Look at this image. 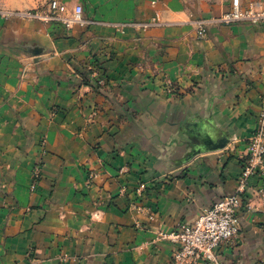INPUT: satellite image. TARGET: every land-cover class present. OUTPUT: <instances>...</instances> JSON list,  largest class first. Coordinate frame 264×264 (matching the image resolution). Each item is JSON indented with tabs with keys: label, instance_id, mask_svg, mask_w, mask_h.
Returning a JSON list of instances; mask_svg holds the SVG:
<instances>
[{
	"label": "crops",
	"instance_id": "obj_1",
	"mask_svg": "<svg viewBox=\"0 0 264 264\" xmlns=\"http://www.w3.org/2000/svg\"><path fill=\"white\" fill-rule=\"evenodd\" d=\"M58 1L121 31L0 9V264H171L175 245L158 233L194 223L235 188L264 91V25L212 26L197 40L188 20L219 16L229 0ZM254 1L264 7L240 0ZM179 63L197 68L188 78L201 88L164 106L159 78ZM95 71L107 90L92 88ZM149 111L163 120L141 123ZM223 136L225 148L183 161ZM263 181L249 179L238 234L217 249L224 264H264Z\"/></svg>",
	"mask_w": 264,
	"mask_h": 264
},
{
	"label": "built area",
	"instance_id": "obj_2",
	"mask_svg": "<svg viewBox=\"0 0 264 264\" xmlns=\"http://www.w3.org/2000/svg\"><path fill=\"white\" fill-rule=\"evenodd\" d=\"M61 11L59 1L51 0L46 9L16 11V14L45 23L60 22L66 28L85 23L80 4L73 7L70 15ZM3 14L7 16V11ZM216 20L222 25H264V7L258 1L242 6L240 0H229V8ZM153 24L154 21L146 25ZM198 28L201 33V25ZM255 175L264 178V91L260 96L256 126L247 139L246 154L234 190L204 208L194 223L181 224L176 229L158 233L161 239L175 245L171 264H196L200 260L207 264H224L218 254V246L231 242L238 234L242 197L249 186V179ZM143 189L144 185L141 184L136 191L140 194ZM255 190L258 198L264 203V181Z\"/></svg>",
	"mask_w": 264,
	"mask_h": 264
},
{
	"label": "rangeland",
	"instance_id": "obj_3",
	"mask_svg": "<svg viewBox=\"0 0 264 264\" xmlns=\"http://www.w3.org/2000/svg\"><path fill=\"white\" fill-rule=\"evenodd\" d=\"M51 0H0V9H5V10H12V11H38V10H43L46 9L48 4L50 3ZM63 9L65 10V12L67 13L66 15H70L72 12V7L70 5H68L67 3H61ZM263 7V6H262ZM83 17V16H82ZM217 17H200V18H190L189 24L195 29L196 31V39L197 40H201L205 37L207 30L212 27V26H219L222 25L220 23L217 22ZM83 19L85 20V23L82 24L81 26L87 25L89 26L90 24H103L106 26H110L113 27L114 29H116V31H121V26L119 25L120 23L114 22L111 23L110 21H103L102 19H86L83 17ZM150 22H143V24H147V23H151ZM142 23V22H141ZM155 24L153 25H157L159 26L161 23L158 22V20L156 19ZM136 24V23H135ZM242 24V23H240ZM163 25V24H162ZM201 25V29L202 32L199 33V26ZM149 25H146L144 27H148ZM25 53L28 56H33V55H37L40 54L42 52H39L37 54H33L30 50L29 47L26 48ZM231 67H228L227 70H223L222 68H216V69H211L213 70L215 73H219L221 74V72L223 73L222 77H225V74L229 73V74H236L237 72L235 71L234 73H231L230 70ZM198 72L197 68L191 67L190 65H187L185 63H179L176 66V69L173 71V76L174 77H169V76H165V74H163L162 77L159 78L160 82V86L159 88L162 90V93H154L156 97H158L159 100H161L164 103V106L169 105L171 107L174 108H178V107H183L184 103L187 102L189 100H194L196 97V92L197 89L201 88V86H198L199 84H201V82L195 81V76L193 78H188V74H196ZM186 74L187 78L184 76ZM176 75V76H175ZM180 76H183L182 79H187V84L183 87L180 84ZM231 80L233 81V83H236V81L238 80V78L236 76H233L231 78ZM93 83L91 84L93 89H108V85L106 83L105 78H103L102 75H98L97 71L94 72V77H93ZM190 81V82H189ZM231 82V84H233ZM220 92V90H219ZM160 94L162 96H160ZM156 97H154L155 99H157ZM173 108V109H174ZM131 116V113H126L124 116ZM134 116V114H133ZM141 123H143L145 121V119H147L149 116L151 117H155V121H161L163 120L162 115H157V114H152L150 111L148 112V114L146 113H141ZM177 119V117H176ZM164 120H166V117H164ZM175 118L174 116H170L169 119L167 118V121H174ZM147 125V122L145 123ZM39 173H40V169L39 166L37 164H35L32 167V173H31V182L29 185V190L31 192H33L36 188V183L39 177ZM97 176V173H95L94 171L92 172H88L87 174V179L90 181H93ZM141 183H139V185H141ZM138 193V192H137Z\"/></svg>",
	"mask_w": 264,
	"mask_h": 264
},
{
	"label": "water",
	"instance_id": "obj_4",
	"mask_svg": "<svg viewBox=\"0 0 264 264\" xmlns=\"http://www.w3.org/2000/svg\"><path fill=\"white\" fill-rule=\"evenodd\" d=\"M28 47L30 48V50L33 54H37V53L41 52V48H39L38 46H28ZM208 142L205 144V146H207ZM228 142H229L228 138L226 136H223V137L217 139V141L215 143H213V147H208V148L207 147H202V148L201 147H194L190 152L187 153V155L185 156L183 161L189 160L192 156L196 155L200 151L223 149L226 147Z\"/></svg>",
	"mask_w": 264,
	"mask_h": 264
}]
</instances>
